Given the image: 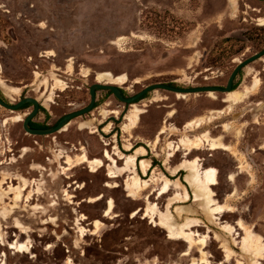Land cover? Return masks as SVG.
<instances>
[{"label": "rangeland", "instance_id": "1", "mask_svg": "<svg viewBox=\"0 0 264 264\" xmlns=\"http://www.w3.org/2000/svg\"><path fill=\"white\" fill-rule=\"evenodd\" d=\"M236 2L234 10L228 0H0V76L20 90L12 96L13 101L1 88L0 94L12 103L22 96L38 100L43 105L34 122L50 126L57 116L89 102L86 89L98 83L94 80L96 73L127 75L129 83L120 86L127 98L155 83L175 82L185 88L218 83L223 80L215 78L218 71L226 73L235 65L230 58L237 63L238 59L264 48V26L256 21L264 18V2ZM69 61L74 63L75 71L81 69L76 83L58 75L59 68L65 67L66 76L74 74L68 71ZM87 69L91 70V76H87ZM53 79L64 82L66 88L57 89ZM67 82L78 88L69 87ZM44 84H48L47 90ZM51 92L52 101L47 104ZM214 93L217 100L207 94H188L180 99L174 92L157 89L136 103L145 113L130 141L133 147L148 150L146 159L157 170L158 178L163 175L174 179L164 165L168 143H178L181 138V134L172 133L181 132L189 120L212 116L211 110L226 107L222 102L225 95ZM263 94L261 84L229 114H215L217 118L212 122L205 120L200 130L190 134L193 137L209 131L214 140L221 138L230 148L212 151L205 146L188 157L191 161L202 160L201 172L211 167L218 170V183L212 187L215 205L221 203L226 207L224 213H219V220L196 206L186 180L187 172L177 174V179L189 189L183 192L180 202L172 204L178 225L187 216L197 218L200 227L195 231L199 238L209 236L205 246L197 245L191 250L188 243L172 240L167 231L144 217L150 193H153L150 201L165 211L175 189L157 199L161 187L158 180L141 192L139 198L132 199L124 188L125 177L110 179L106 168L92 172L89 164H82L68 171L58 169L55 159L61 151L74 158L86 152L93 159L102 158V151L112 152L117 145L124 154H132L123 148V139L129 136L123 133V124L130 105L99 91L97 108L73 119L66 131L47 136L26 133L24 119L19 123L12 121L19 115L25 118L32 107L11 112L0 106V180L6 179L4 190L9 189L10 183L21 185L23 177L31 182L25 196L37 188V183L41 188V194H36L30 203L24 197L17 211L10 212L13 196L3 197L0 223L6 244L0 241V264H199L203 251L211 264H264V258L258 259L253 250H241L245 231L239 228L244 225L264 237V98H260ZM155 97L161 101L151 103ZM143 104L148 106L143 108ZM116 110L117 117L111 113ZM103 112H107L108 118L103 119ZM103 121L102 130L96 134L82 128L85 123L97 124L99 128ZM225 123L231 125L230 132L224 131ZM109 124L111 133H102ZM164 125L168 131L160 136V143L153 150L148 143L156 139ZM103 140L110 144L107 146ZM26 148L28 152H24ZM184 154L183 149L168 166L180 163ZM110 199L115 202L113 218L104 217ZM53 202L57 205H52ZM177 205L187 207L189 213L178 218ZM139 209L140 213L132 218ZM2 211L9 217H1ZM84 215L87 220L81 223L86 231L82 233L78 220ZM16 220L32 232L23 234L15 228ZM47 220L51 223H45ZM96 220L102 226L98 234L92 235ZM228 224L238 230L234 237L221 229ZM217 236L228 242L233 254L230 262L226 261ZM14 242L28 244L30 253L10 249L9 244Z\"/></svg>", "mask_w": 264, "mask_h": 264}, {"label": "bare ground", "instance_id": "2", "mask_svg": "<svg viewBox=\"0 0 264 264\" xmlns=\"http://www.w3.org/2000/svg\"><path fill=\"white\" fill-rule=\"evenodd\" d=\"M229 4L232 6L234 10L237 9V2L236 0H228ZM256 21L259 25L264 26V18H257ZM123 38H121L122 40ZM120 40V41H121ZM119 41V42H120ZM192 65V64H191ZM189 65V68L192 66ZM74 63L69 61L68 64V71L70 73L74 72ZM91 70L87 69L86 74L87 76H91ZM85 73V72H84ZM85 74V75H86ZM37 78L39 74L37 73ZM95 79L98 83L101 84H108L114 86H124L129 83V78L127 75L123 74L120 76H113L112 73L109 71L103 73H96ZM54 80V79H53ZM55 87L60 90H64L66 88V84L61 80L55 79ZM136 83L138 82L135 81ZM260 80L255 77L252 86L250 87H243L242 89H237L234 92L229 93L228 95L224 96L222 102L226 104V107L221 110H211L210 114L212 116H201L192 120H189L187 124L184 126L181 132L179 130H175L172 135L174 134H181L180 141L178 143L169 142L165 154V163L167 170L170 172V175L174 177V179L169 178L167 176H161L158 178L157 170L152 167L151 161L147 160L146 157L148 156V150L143 147H133L132 142L130 141L133 137V131L137 128L138 124L140 123L141 116L145 113V109H141L136 103L130 105V110L125 115L124 120L126 121L123 124V133L128 134L129 136H125L123 139V148L126 152H133L132 154H124L120 148L116 145L111 152L108 149L102 151V158L95 157L93 159L89 158L86 152H83L81 155H77L75 158L70 155H65L66 152L61 151L59 154L56 155V162L58 163V169L60 170H72L74 167L82 164H89V167L92 172H98L102 168H106L107 176L110 179L116 180L118 178L125 177L124 181V188L128 194V197L132 199H137L140 197L141 192L148 189L152 184L156 183L158 180L161 182V187L157 192V199L164 197L165 195L169 194L172 189H175V193L169 196L168 204L166 206L165 211H161L158 203H152L150 201V197L153 193H150L146 198V207L143 210L144 217L148 218L152 221L155 226H159L165 231L168 232L169 237L172 240H183L184 242L189 244V250L197 245H204L209 236H203L199 238V233L195 231V228L200 227L199 220L194 217H185V222L182 225H178L177 220L175 219V215L172 211V204L180 202V199L183 198V192H187L189 189L177 179V174L181 171L187 172L186 180L190 185V190L194 196V200L196 206L201 209L203 212L211 214L216 220H219V213H224L226 211V207L221 205V203L216 206L217 199L215 198V192L213 190V186L218 183V170L216 168H204L203 171H200L201 166V159L196 158L193 161L189 160L188 157L195 151V150H202L205 146H208L210 150H229L230 148L220 139L214 140L209 131H202L201 135H195L192 137V133L197 132L204 126V121L208 120L212 122V119L217 118L214 116L217 115H225L229 114L235 106L243 104L254 92H256L260 88ZM0 88L4 92L5 96L13 101V95H18L20 90L17 87H12L8 85L7 81L4 80L0 76ZM44 88L48 89V84H44ZM54 89V88H53ZM51 92L49 94V98L46 99V103L48 104L51 102ZM188 96L186 93H177V98L185 99ZM207 96L213 100H217V96L214 92L210 91L207 93ZM162 98V97H161ZM161 99L159 97H155L151 103L160 102ZM150 103V102H149ZM46 104V105H47ZM48 106V105H47ZM148 104H143L142 107L146 108ZM110 112V111H109ZM112 115L118 116L119 112L112 111ZM103 119L108 118L107 112L102 113ZM169 117H173V114H169ZM220 118V117H219ZM8 119V118H7ZM5 120V124L8 123V120ZM24 116L19 115L13 117L12 121L14 123L22 122ZM167 121V120H166ZM208 122V123H209ZM98 123V122H97ZM97 125V124H96ZM94 123H85L82 124V128H89L91 134H96L99 132V128ZM68 126L66 125L60 132L66 131ZM223 128L225 132H230L231 125L229 123L223 124ZM168 127L164 125L156 139L151 143H148L149 146L155 150L160 143V136L167 133ZM103 132L105 134L111 133V124H109ZM104 143L108 146L110 143H107L103 140ZM207 147V148H208ZM185 150L183 160L174 165L169 167L171 161L178 155L181 150ZM232 149V148H231ZM29 150L26 148L24 152H28ZM164 151V150H163ZM236 154V153H233ZM141 158V159H140ZM64 160V163H62ZM108 164H107V163ZM120 162L122 164L120 165ZM65 164V166H64ZM203 165V164H202ZM42 170H45L43 166H38ZM65 173V172H64ZM60 174V173H59ZM9 178V177H8ZM6 179L0 180V203L2 202L3 197L9 195L13 196V204L10 212L15 211L19 208V204L23 201V198L26 197V202L30 203L33 200V197L38 194H41L40 185L37 183V188H33L29 191V194L25 196V191L28 190L31 186V182L22 178L21 185H14L13 183L9 184V189L6 191L4 190V184ZM15 180V179H14ZM17 180V179H16ZM35 181V180H34ZM20 183V182H19ZM34 184V183H33ZM115 185L114 187H117ZM67 195V194H66ZM69 195V194H68ZM186 195V194H185ZM69 198H72L69 196ZM95 199L94 201L99 200ZM72 200V199H71ZM93 202V201H91ZM183 202V201H182ZM4 204V203H3ZM52 205H57V202H53ZM108 207L105 211L104 217L113 218V212L115 209V202L113 199H110L107 203ZM37 207V206H35ZM23 208V207H22ZM187 207L182 205H177L175 207V212L177 213L178 218H183L184 214H188L189 211L186 209ZM4 210V209H3ZM17 211V210H16ZM141 209L137 210L133 213L132 218H135ZM211 211V212H210ZM227 211H231L227 209ZM210 212V213H209ZM234 212V211H233ZM5 211L1 212V217L4 219L7 217ZM9 217V216H8ZM87 217L84 215L82 218L78 220L80 225V231L84 233L86 228L82 226L83 221H86ZM219 222V221H218ZM45 223H51L50 220L45 221ZM243 224V223H242ZM15 228L19 229L23 234L29 235L32 231L29 227L24 226L20 221L16 220ZM102 226V222L99 220L95 221V230L91 232L92 235L98 234ZM239 228L245 231V235L241 240V250H245L250 252L253 250L254 255L258 257V259L264 258V237L255 233L250 228L239 225ZM225 233L232 235L233 237L237 233V228L233 225H226L222 226L221 228ZM219 236H217V239ZM199 239V241H198ZM221 242L220 248L225 252L226 261L230 262L232 260L233 254L228 247V242L225 239H218ZM0 241L2 245H5L6 242L2 235V224L0 223ZM28 241V240H27ZM29 243V242H28ZM78 243V242H77ZM10 249L14 250L20 254L30 253V246L25 243H18L14 242L9 244ZM202 251V250H201ZM235 256V255H234ZM2 260L0 259V262ZM212 263V262H211ZM206 256V253L203 251L201 260L199 264H211ZM239 263V262H238ZM254 264H259V262H255Z\"/></svg>", "mask_w": 264, "mask_h": 264}, {"label": "water", "instance_id": "3", "mask_svg": "<svg viewBox=\"0 0 264 264\" xmlns=\"http://www.w3.org/2000/svg\"><path fill=\"white\" fill-rule=\"evenodd\" d=\"M261 1H264V0H261ZM263 56H264V50L255 54L253 57H251L247 61L243 62L237 69H239L240 67H242V66H244L250 62H253L259 58H262ZM235 74H236V72H234V74L230 78L228 86L225 89H220V88H217L214 86H199V87L185 88V87L172 86V85H168V84H164V83H155V84L146 86L139 93H137L136 95H134L132 97H128V98L124 97V95L122 93V88H120L118 86L95 83L90 89V94H91L92 99H91V103L88 107L83 108V109L78 110V111H75V112H71L69 114H66L65 116H63L60 119V121L55 126H52L50 128H47V129H32L29 127L30 121L34 117H36V115L38 114V111H39V103L34 98H24L22 100H18L14 104L12 102L8 103L5 100L0 98V106L10 110L11 112H15V111H19L27 103L33 104L34 109L32 110V112L28 113V115L23 120V128H24L25 132L30 134V135L47 136V135H51V134L60 132L73 119L90 113L94 108V104H95V100H96V90H110L113 92L114 96L118 100L124 102L127 105H132V104H135L137 102H140L146 94H148L154 90H157V89L167 90L170 92H174L175 94H177V93L207 94L210 91H212V92L219 91V92L228 94L230 92L232 81L234 79Z\"/></svg>", "mask_w": 264, "mask_h": 264}, {"label": "flooded vegetation", "instance_id": "4", "mask_svg": "<svg viewBox=\"0 0 264 264\" xmlns=\"http://www.w3.org/2000/svg\"><path fill=\"white\" fill-rule=\"evenodd\" d=\"M264 2V1H263ZM242 44L244 43V42H241ZM241 48V47H240ZM239 52H241L242 50H240L239 48L237 49ZM264 50V48L263 49H261V50H259V51H256V52H253L251 55H249V56H246L245 54H242L241 56L243 57H245V58H241V60L240 59H238V62L237 63H235V60L234 59H231L230 58V60H231V63H233V64H235L234 66H232L231 65V67H230V69H228V72H223V71H218V72H220L219 73V75L218 76H216L215 78H217V79H223L222 81H220V82H218V83H214V84H205V85H202V86H214V87H217V88H220V89H225V88H227V86H228V83H229V81H230V78L232 77V75L234 74V72H236V74H235V76H234V79H233V81H232V85H231V89H230V92L229 93H231V92H234L235 90H237V88L239 89V88H243V87H250V86H247V85H251V84H253V81H254V79H255V77H258L259 78V80H260V83L261 84H263L264 85V56L262 57V58H259V59H257V60H255V61H253V62H250V63H248V64H246V65H244V66H242V67H240L239 69H237L243 62H245V61H247L248 59H250L251 57H253L255 54H257V53H259V52H261V51H263ZM251 65H254L253 67H250ZM60 69V74H58L60 77H63V78H65V80H67V81H69V82H73V83H76L77 82V80H79V78L77 77V76H81L82 75V73H81V69H77L76 71H78V72H76L75 70H74V74L71 76V77H69V76H66L65 74H66V67H65V69H63V68H59ZM212 73H214V72H212ZM211 73V74H212ZM73 77H76L75 79H73ZM214 77H212V79H213ZM203 79L204 80H208V79H210V78H208V77H203ZM94 80H95V78H94ZM69 82H67L68 83V86L69 87H71V88H73V89H75V88H78L76 85H70V83ZM95 83H93V84H91L90 86H89V88L88 89H86L87 91H88V93H87V96H88V99H89V102L87 103V104H81L80 106H79V108L78 109H73V111H70V112H64L63 114H61L60 116H57V120L52 124V125H45V124H42V123H35L34 122V119H35V117L30 121V123H29V127L30 128H32V129H47V128H50V127H52V126H55L59 121H60V119L63 117V116H65L66 114H69V113H71V112H75V111H78V110H81V109H83V108H86V107H88L89 105H90V103H91V99H92V97H91V94H90V89H91V87L94 85ZM170 85H172V86H178V87H181V86H179V85H177L175 82H172V83H170ZM246 85V86H245ZM252 86V85H251ZM261 86V85H260ZM99 91H105L106 92V95H108L109 97H111V96H113V97H115L114 96V94H113V92L112 91H110V90H96V100H95V104H94V108H93V110L95 109V108H97V106H96V104H97V102H98V100H97V95H98V92ZM217 93H220V94H223V95H228V94H225V93H222V92H219V91H216ZM122 93H123V95H124V97H126V94L122 91ZM58 97H61L60 95H58ZM0 98L1 99H3V100H5L6 102H8L9 103V101H7L3 96H1V94H0ZM24 98H28V97H23L22 96V99H24ZM116 98V97H115ZM218 98V97H217ZM224 98V97H223ZM250 98V97H249ZM260 98H264V94H263V96H260ZM22 99H19V100H22ZM117 99V98H116ZM223 100V99H222ZM38 101V100H37ZM39 103V102H38ZM14 104V103H13ZM43 105V104H42ZM42 105H40L39 104V111H38V114L39 113H41V107L40 106H42ZM248 105H251V103H248ZM255 105L256 106H258V105H260V103H255ZM67 107H71V104H67L66 105ZM30 107H32V109L28 112V113H30V112H32V110L34 109V105L33 104H30V103H27L26 105H24L20 110H24L25 108H30ZM19 110V111H20ZM37 114V115H38ZM28 114H26V116H27ZM36 115V116H37ZM25 116V117H26ZM103 123H105V121H103V122H100V127H99V129L100 130H102L101 129V125L103 124ZM104 125V124H103ZM24 129V128H23ZM102 133H103V131H102ZM108 135V134H107Z\"/></svg>", "mask_w": 264, "mask_h": 264}, {"label": "crops", "instance_id": "5", "mask_svg": "<svg viewBox=\"0 0 264 264\" xmlns=\"http://www.w3.org/2000/svg\"><path fill=\"white\" fill-rule=\"evenodd\" d=\"M260 149H261V147H260ZM263 150L262 151H264V148H262Z\"/></svg>", "mask_w": 264, "mask_h": 264}, {"label": "trees", "instance_id": "6", "mask_svg": "<svg viewBox=\"0 0 264 264\" xmlns=\"http://www.w3.org/2000/svg\"><path fill=\"white\" fill-rule=\"evenodd\" d=\"M146 95H147V94H146ZM146 95H145V96H146ZM145 96H144L143 98H145Z\"/></svg>", "mask_w": 264, "mask_h": 264}]
</instances>
